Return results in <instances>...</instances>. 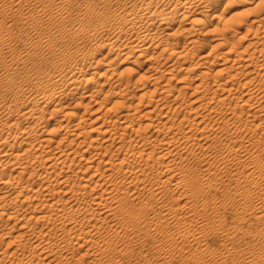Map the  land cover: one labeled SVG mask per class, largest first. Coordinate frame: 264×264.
Here are the masks:
<instances>
[{
  "label": "bare ground",
  "instance_id": "obj_1",
  "mask_svg": "<svg viewBox=\"0 0 264 264\" xmlns=\"http://www.w3.org/2000/svg\"><path fill=\"white\" fill-rule=\"evenodd\" d=\"M84 1L78 15L90 14L96 1L102 12H95L108 20L75 26V48L67 52L66 31L56 21L70 12L65 2L30 14L11 0L2 8L28 30L58 28L61 36L22 41L48 46L57 59L44 76L10 77V96L0 98V264H85L92 255L87 264H118L127 241L138 243L142 231L153 238L162 227L199 240L197 225L174 226V202L185 199V207L189 192L216 185L213 175L228 168L234 189L255 183L240 203L243 213L253 209L263 221L264 0L213 16L215 23L208 18L212 0ZM102 51L108 67L96 76L88 71ZM116 59L129 66L112 68ZM142 63L147 70L135 76ZM42 86L55 88L36 90ZM213 155L217 169L201 176L202 168L211 171ZM178 190L179 197L169 196ZM250 252L236 258L259 259Z\"/></svg>",
  "mask_w": 264,
  "mask_h": 264
},
{
  "label": "rangeland",
  "instance_id": "obj_2",
  "mask_svg": "<svg viewBox=\"0 0 264 264\" xmlns=\"http://www.w3.org/2000/svg\"><path fill=\"white\" fill-rule=\"evenodd\" d=\"M9 1L10 0H0V28L2 27L5 29L0 43V98H2V96H10L8 93L10 89V77L14 76L21 79L29 74L34 76H44L50 72L53 62L57 59L54 58L51 60V49L48 46L35 47L33 44L29 43L24 47L22 41L29 40L31 35L34 37L41 33L49 35L53 31L57 36H61L58 28L53 31L46 29V27H41L38 30H35L34 28L28 30L26 25L17 21V14L10 10H6L5 12L2 11V8L5 7L4 5ZM11 1L14 2L15 9H23L29 14L36 7L41 6L44 3L62 5L65 2V5L69 7L70 12H66L63 16L56 17L57 24L66 31L65 40L67 41L62 46L64 52L71 51L75 48L73 33L76 30L75 26H78L79 23H83L88 27L92 22L98 23L99 21L104 22L108 20V15L106 13L99 15L95 12H102L100 4L96 1L90 2V5L94 10L86 6L83 7L90 9L91 12L88 15H78V6L81 3H86L84 0H28L30 5L27 3H25V5H23V3L19 4L20 0ZM260 1L262 0H251V3L248 4L245 3L246 0H212L213 9L209 11L211 16L208 18L212 19V23H215L217 18L215 19L213 16H231L235 12L245 11L247 8L256 5ZM72 20H74L75 25ZM177 26H180L179 22L177 23ZM5 27H10V29H6ZM86 38L88 37L86 36ZM103 38H100V40H103ZM243 44H245V42L241 45ZM202 50H210V44L208 43ZM27 51H29L31 55L28 54ZM105 54L106 51H102L100 54L96 55L94 59L102 61L100 63L94 62L92 69H89L88 71L89 73L95 72L97 73L96 76H99V74L106 70V67H108L106 66V63H108L109 60L105 58ZM28 55L31 57L29 56V59L23 63L15 61L19 58H27L26 56ZM131 60V62H133L135 58ZM148 63H142V65L138 67L131 64V66H134L137 69L136 71H138V73H135V76L145 73L149 66L147 65ZM112 64V68L118 71L124 70L129 66L119 65L120 63L118 59ZM103 80H105L103 77L100 78V81ZM98 83L92 87H96ZM147 86H151V83H147ZM54 88V86H42L36 88V90L52 91ZM135 92L136 91L134 90L133 94ZM100 95H103V93ZM52 108L53 107H51V109ZM84 108L85 107H78L74 110L75 112H83ZM46 116L49 118L50 113L48 112ZM59 117L60 115L55 116L50 119L49 122L55 124ZM87 117H91V112L88 113ZM78 118L79 116L76 115L74 120H77ZM243 119L249 120L252 119V117L244 115ZM87 124L88 126L90 125L89 123ZM87 124L84 125L86 126ZM220 126L224 127V123H221ZM262 127L264 128V121ZM162 135L163 134H160V136ZM240 135L244 136L245 140L248 138V135L244 133H241ZM258 137L259 135L255 136V138ZM214 141L219 143L218 138H214ZM177 145L179 147L181 146V143H178ZM263 148L264 144H261L260 149ZM253 150L254 148H251V151ZM92 152H95V150L91 149L86 156L91 155ZM217 158L216 155L211 157V171L202 168L199 172L201 176L208 174V172H214L217 169ZM260 158H264L263 152ZM193 164L198 166L199 160L196 159L193 161ZM235 167V165L231 166V170ZM228 171L229 168L218 170L216 174L213 175V178L217 181L216 185L212 186L208 182L205 183L201 192H189L191 199L185 207L180 208L185 204V199L180 202H174V207L178 208V216H174V226H177L179 229H184L189 224L197 225L202 232L199 240H196L195 236L179 235L173 227L159 228L160 231L154 233L153 235H155V237L153 238L149 236V232L142 231L138 236V243L134 242V244L129 241H127L128 243H125L129 252L118 258V264H264V220H257L255 218L256 211L253 209L243 213V206L240 203L242 194L252 192L255 188V183L249 181L245 187L234 189L237 181L232 175V172ZM181 192L182 190H178L176 194L169 192V196L177 198L180 196ZM254 194L256 196L257 191H255ZM141 198L147 199L148 196L143 195ZM250 202L251 200L249 199L242 200L243 204ZM251 204L253 203H250L249 205ZM262 210L264 212V208ZM192 214H194L193 217ZM132 233L133 232L131 231L130 234ZM229 233L233 234L229 236ZM244 249L251 251L250 254L253 252L254 256L259 257V259L247 261V259L236 258L237 252L240 250L243 251ZM93 256L94 255L86 257L84 263L87 264L92 261L94 259Z\"/></svg>",
  "mask_w": 264,
  "mask_h": 264
}]
</instances>
